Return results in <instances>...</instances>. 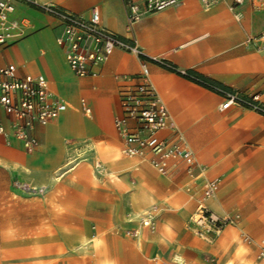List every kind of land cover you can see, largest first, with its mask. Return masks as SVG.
<instances>
[{"label":"crops","instance_id":"1","mask_svg":"<svg viewBox=\"0 0 264 264\" xmlns=\"http://www.w3.org/2000/svg\"><path fill=\"white\" fill-rule=\"evenodd\" d=\"M39 1L52 2L78 13H87L94 4H98L103 25L124 37L136 38L146 56H162L180 69H195L229 88H238L245 93H259L264 100V40L255 39L264 31V10L254 7L251 0L240 3L223 0L209 9H205L200 0H186L182 4L143 15L134 24L132 31L126 29L127 0ZM14 16L28 18L33 27L19 40L0 44V65L14 63L19 75L44 73L52 93L69 106L47 125H36L33 133L39 144L32 148L24 147L18 139H7L0 135L1 187L4 173L14 170H21L25 175L43 182L62 163V144L68 148V138L64 136L68 127H72L77 134L86 133L97 137L98 129L90 127L89 117L93 116V104H110L114 111V125V117L121 111V90L135 81L141 68V57L138 54L116 48L110 59L100 67L97 76L79 77L70 69L65 49L56 41L60 31L57 19L35 6L23 3L17 5ZM249 37L254 39L250 40ZM149 67L150 78L166 102L172 121L184 134L196 159L207 166L206 176H222L217 197L210 201L211 207L221 212L227 206L238 205L243 214L240 201L247 203L249 198H264V158L245 161L228 155L247 144L256 150H264V115L237 106L220 110L218 106L223 100H220L217 93L175 71L156 64ZM124 75L133 77V80L121 77ZM82 98L91 106L90 114L81 109ZM71 110L82 112L85 117ZM5 115V110L0 106V118ZM116 134L120 151L121 140L117 131ZM161 134L174 136L169 129L163 130ZM201 134L203 149L219 151L211 160L219 159L217 169L220 171L214 175L213 172L217 170H212L214 164L201 159L197 154L199 146L195 135ZM121 156L135 160V170L141 167L146 174L149 172L147 167L155 170L141 159ZM121 156L117 153L113 160L117 161ZM245 162H251L255 167L246 170L236 168ZM168 173L170 178H178L181 189L195 200L194 213L204 179H198L192 184L180 164L173 166ZM245 189L248 192L244 195ZM232 197L235 198L234 202L227 201ZM134 199L138 201V196ZM138 205H141L140 201ZM130 213L132 211L128 215ZM248 213V208H245L244 214ZM126 220L130 222L129 218ZM257 224L261 225L254 228L264 229V222ZM145 228L140 227V234L135 238L140 250H143L141 244ZM217 236L208 239L199 237L212 242ZM220 244L223 245V241ZM260 263L264 264V260H260Z\"/></svg>","mask_w":264,"mask_h":264},{"label":"rangeland","instance_id":"2","mask_svg":"<svg viewBox=\"0 0 264 264\" xmlns=\"http://www.w3.org/2000/svg\"><path fill=\"white\" fill-rule=\"evenodd\" d=\"M251 3L264 10V0ZM211 91L224 99V93ZM70 112L85 117L82 112ZM113 114L110 104H93L90 127L98 129L97 137L77 134L68 127L64 134L68 148L62 144V163L43 182L21 170L4 173L0 186V264H207L212 259L221 264L245 260L261 264L257 243L264 238V229L254 226L264 222V198L240 201L243 214L237 225L227 226L212 242L201 239L191 224L195 200L181 189L179 179L147 166L148 174L141 167L135 170L137 162L121 156ZM195 138L198 156L213 163L212 170H216L219 159L211 160L219 151L203 149V134ZM117 153L121 157L116 161ZM228 157L245 161L264 158V150L247 144ZM95 160L102 167L97 168ZM253 167L251 162L236 166L238 170ZM247 192L245 189L243 194ZM151 206L156 207L155 228L144 229L140 250L129 231L136 225L143 227L140 215Z\"/></svg>","mask_w":264,"mask_h":264},{"label":"built area","instance_id":"3","mask_svg":"<svg viewBox=\"0 0 264 264\" xmlns=\"http://www.w3.org/2000/svg\"><path fill=\"white\" fill-rule=\"evenodd\" d=\"M185 1L127 0L126 29L132 31L134 24L147 13ZM200 1L205 9H209L223 0ZM235 1L240 3L243 0ZM19 3L35 6L58 20L60 31L56 41L65 49L67 64L79 77L97 76L100 67L110 59L116 48L135 52L141 57L140 71L134 78L135 81L121 90V111L114 117V125L121 140L120 154L141 159L161 174H167L175 165H183L192 184L198 179H204L195 212L191 216V224L200 237L212 238L219 235L225 227L237 225L241 220V208L238 205L227 206L221 212H216L211 207L210 201L217 197L222 176H206L207 166L196 159L184 134L172 121L166 102L150 78L149 66L156 64L193 82L197 76L190 69H180L162 56H146L136 38L124 37L107 28L102 23L98 4H94L87 13H78L52 2L0 0V44L19 40L33 27L28 18L14 16ZM249 39L253 40L254 37ZM255 39L264 40V31ZM121 77L133 80V77ZM214 90L225 94L218 106L220 110L237 106L264 115V100L259 93H245L238 88L223 89L217 86ZM0 106L6 113L4 118H0V135L7 139H18L24 147L32 148L39 144L33 133L36 125H47L58 118L69 105L52 93L44 73L19 75L17 66L11 63L0 65ZM81 109L85 113L92 112L84 98L81 99ZM165 129H169L174 136H163L161 132ZM95 166L102 167L99 160H95ZM155 210L156 207L152 206L141 213L140 226L151 230L155 228ZM129 233L137 238L140 230L130 229ZM257 258L264 260V238L258 241ZM207 264L221 263L212 259Z\"/></svg>","mask_w":264,"mask_h":264},{"label":"trees","instance_id":"4","mask_svg":"<svg viewBox=\"0 0 264 264\" xmlns=\"http://www.w3.org/2000/svg\"><path fill=\"white\" fill-rule=\"evenodd\" d=\"M143 57H145L143 55ZM191 73H194L197 76V79H193L196 83L210 89V90H214V88L217 87H221L223 89H229L228 86H226L225 84L214 80L210 77H207L206 75L196 71L195 69H190Z\"/></svg>","mask_w":264,"mask_h":264},{"label":"bare ground","instance_id":"5","mask_svg":"<svg viewBox=\"0 0 264 264\" xmlns=\"http://www.w3.org/2000/svg\"><path fill=\"white\" fill-rule=\"evenodd\" d=\"M180 258V257H179ZM178 261H181V258L178 260ZM183 262V261H182ZM240 264H250L249 261H241Z\"/></svg>","mask_w":264,"mask_h":264}]
</instances>
